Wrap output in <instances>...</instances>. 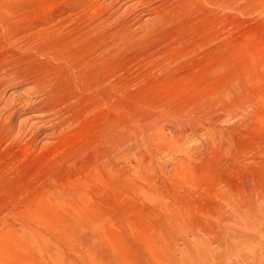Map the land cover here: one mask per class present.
I'll list each match as a JSON object with an SVG mask.
<instances>
[{"label":"rangeland","instance_id":"obj_1","mask_svg":"<svg viewBox=\"0 0 264 264\" xmlns=\"http://www.w3.org/2000/svg\"><path fill=\"white\" fill-rule=\"evenodd\" d=\"M1 90L0 264H264V0H0Z\"/></svg>","mask_w":264,"mask_h":264},{"label":"bare ground","instance_id":"obj_2","mask_svg":"<svg viewBox=\"0 0 264 264\" xmlns=\"http://www.w3.org/2000/svg\"><path fill=\"white\" fill-rule=\"evenodd\" d=\"M22 38V37H21ZM82 67V66H81ZM87 67V66H86ZM5 72V71H4ZM83 74V73H82ZM15 75V74H14ZM12 76H13V73H12ZM4 77V76H3ZM7 77V76H6ZM10 77V76H9ZM48 79H49V77H48ZM19 80V79H18ZM50 80V79H49ZM2 81V80H1ZM48 81V80H47ZM44 82V79L43 80H41V82L39 81L38 82V80H36V78H35V80H34V86H36L37 88L36 89H38V88H42L43 87V85H42V83ZM85 83H86V81H84ZM38 83H41L40 85L38 84ZM88 83V82H87ZM86 83V85H89V84H87ZM33 85V84H32ZM86 85H85V88H88V87H86ZM40 88V89H41ZM33 89H35V88H33ZM35 91V90H34ZM38 91L39 90H36V92H34V94L36 93V95H38ZM41 92V91H40ZM4 93H3V91L1 90L0 91V103H2V99H3V97H5V94L3 95ZM42 96H44V95H42ZM41 96V97H42ZM47 97V96H46ZM45 96H44V98H46ZM38 98V97H37ZM40 98V97H39ZM5 99V98H4ZM6 100V99H5ZM3 101V102H5V106H4V108H2L1 110H0V113L1 112H8V110H9V106L10 105H12V103H10V105L9 104H7L6 102H8V101ZM35 101V100H34ZM24 102V101H23ZM27 102V101H26ZM29 102V101H28ZM9 103V102H8ZM40 103V102H39ZM38 103V107L39 108H41V107H43V109L44 110H48V109H50L51 108V106H52V104H51V102H49V98L47 97L45 100L43 99V101H41V106H40V104ZM19 104V103H18ZM24 105V104H23ZM22 105V106H23ZM15 106H17V105H15ZM19 106V105H18ZM18 106H17V108H18ZM13 107H14V105H13ZM19 107H21V105L19 106ZM14 109V108H13ZM22 109V108H21ZM51 110V109H50ZM16 111V110H15ZM17 114V112H11L4 120H2L1 119V117H0V165L1 166H4V167H6V168H11V170L12 169H14V168H16V167H18L19 165H21L23 162H25L27 159H29L31 156L33 157V155H35L33 152H35L36 150H37V148H38V145H39V143H37L36 141H35V137H36V128H35V126L34 125H29L28 124V122L29 121H27V122H22V123H16V124H14V117H15V115ZM75 114V113H74ZM49 115V114H48ZM47 115V117H49ZM0 116H2V115H0ZM44 116V115H43ZM42 116V114H40V116H38V117H42V118H45V116L43 117ZM37 118V117H36ZM41 118V119H42ZM16 119V118H15ZM32 119H35V118H32ZM38 134V133H37ZM38 136V135H37ZM7 170H9V169H7ZM1 176V175H0ZM2 177V176H1ZM0 177V178H1ZM260 207H259V211L258 212H261V213H264V208L263 209H261V207H263L264 206V202L262 201L261 203H260V205H259ZM256 212V211H255ZM256 214H258V215H260L259 213H256ZM254 215V216H257V215ZM263 216H264V214H263ZM253 218H255V220H256V218H258V221L256 220V222H255V224L254 225H256L257 227H258V225H257V223H259V222H261V221H259L260 219H261V216H259V217H253ZM260 218V219H259ZM263 218V217H262ZM263 220V219H262ZM248 221V220H247ZM246 222V221H245ZM2 223V222H1ZM254 222H252V223H249L248 225H250V224H253ZM247 224V223H246ZM245 224V225H246ZM262 224H264V223H262ZM261 224L259 223V226H260ZM239 227V226H238ZM245 227H248V226H245ZM249 227H251V226H249ZM252 227H254L253 225H252ZM261 227V226H260ZM259 227V228H260ZM256 228V227H255ZM227 229V228H226ZM244 229V228H243ZM249 229V228H248ZM4 230L6 231V234L4 233ZM242 230V229H241ZM252 230H255L254 228L252 229ZM258 230V228L255 230V231H257ZM7 228H6V224H4V225H2L1 227H0V249H4V247L6 246V241H7ZM259 232L261 231V229L260 230H258ZM242 232H243V230H242ZM246 232V231H245ZM245 232H243V234L245 233ZM263 232V231H262ZM248 233H249V231H248ZM251 233V232H250ZM217 234H220L219 235V237H218V239H217V242H218V245H223V243H226L227 244V242H226V238H227V236L229 235H227V233H224V231L222 230V231H220V232H217L216 233V235ZM239 234V233H238ZM233 235H235V234H233ZM232 237V236H231ZM235 237V236H234ZM237 238H239L238 237V235L236 236ZM235 237V238H236ZM248 237V236H247ZM236 238V239H237ZM229 239V238H228ZM249 240H251L250 238H248ZM240 240V238L238 239V241ZM247 240V239H246ZM249 240L248 241H246L247 243H249ZM231 241V240H230ZM235 241H237V240H235ZM237 241V242H238ZM241 241H242V238H241ZM243 241H244V239H243ZM242 241V242H243ZM233 242V240L231 241V243ZM240 242V241H239ZM245 242V241H244ZM236 243V242H235ZM246 243V244H247ZM206 244V243H205ZM208 244V243H207ZM237 244V243H236ZM236 244H230L229 245V247H234V245L236 246ZM240 244H242L241 242L239 243V245ZM245 244V245H246ZM228 245V244H227ZM226 245V246H227ZM231 245H233V246H231ZM238 245V244H237ZM243 245H244V243H243ZM242 245V246H243ZM245 245H244V248H246L245 247ZM250 245V244H249ZM241 246V247H242ZM241 247H240V249H241ZM220 248V247H219ZM225 248V247H224ZM224 248H223V250H224ZM237 248L238 247H234L233 248V250H237ZM243 248V247H242ZM255 248V247H254ZM227 249V247L225 248V250ZM230 248H228L227 249V251L228 252H230V250H229ZM239 249V248H238ZM247 249V248H246ZM232 249H231V251H233ZM245 249H243L242 251H244ZM248 250V249H247ZM246 251V250H245ZM222 252V251H221ZM239 252V251H238ZM238 252H236L237 254H238ZM240 252H241V250H240ZM207 253V252H206ZM225 253H227V252H225ZM231 253H234V252H231ZM242 253V252H241ZM240 253V254H241ZM244 253V252H243ZM239 254V255H240ZM253 254V253H252ZM257 254V253H256ZM255 254V255H256ZM207 255H208V253H207ZM226 255V254H225ZM225 255H223V256H225ZM229 255H232V254H229ZM238 255V256H239ZM246 255V254H245ZM244 254H243V256H245ZM242 256V255H241ZM241 256H239V257H241ZM243 256H242V259H243ZM247 256H250V255H247ZM253 256H254V254H253ZM252 256V257H253ZM259 256V255H258ZM235 257H237V255L235 256ZM245 258V257H244ZM257 257H255V259H256ZM262 258V257H261ZM259 259V258H258ZM259 261H260V259H259ZM215 263V262H214ZM235 263V262H234ZM211 264H212V262H211ZM227 264V263H226ZM228 264H231V263H228ZM233 264V263H232ZM258 264V263H257Z\"/></svg>","mask_w":264,"mask_h":264}]
</instances>
